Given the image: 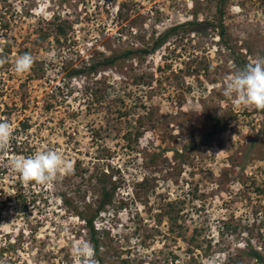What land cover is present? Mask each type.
Wrapping results in <instances>:
<instances>
[{"label":"rangeland","instance_id":"rangeland-1","mask_svg":"<svg viewBox=\"0 0 264 264\" xmlns=\"http://www.w3.org/2000/svg\"><path fill=\"white\" fill-rule=\"evenodd\" d=\"M220 7L218 0H0V121L13 133L0 153V264H82L73 246L92 245L91 236L62 198L93 210L100 179L117 187L96 221L104 264H259L249 253L264 255V111L237 105L221 86L233 66L264 58V0H226L225 39L214 28ZM189 21L199 24L153 54L69 75L150 48ZM6 40L11 54L2 53ZM24 53L34 64L18 74L14 61ZM49 149L71 165L51 185L25 183L9 166ZM170 202L190 230L185 238L159 217ZM196 227L202 247L193 249Z\"/></svg>","mask_w":264,"mask_h":264},{"label":"clouds","instance_id":"clouds-1","mask_svg":"<svg viewBox=\"0 0 264 264\" xmlns=\"http://www.w3.org/2000/svg\"><path fill=\"white\" fill-rule=\"evenodd\" d=\"M6 60L0 58V64ZM34 57L24 53L15 58L14 70L23 74L31 70ZM223 96L234 100L239 106L264 111V58L256 59L243 67L233 66L231 75L222 83ZM12 128L8 121H0V153L9 149ZM9 166L20 175L25 183L35 182L40 185L53 184L62 171H68L70 163L55 150L38 151L29 156H16L9 160ZM73 252L81 258L82 264H96L94 247L90 243L76 244Z\"/></svg>","mask_w":264,"mask_h":264},{"label":"trees","instance_id":"trees-1","mask_svg":"<svg viewBox=\"0 0 264 264\" xmlns=\"http://www.w3.org/2000/svg\"><path fill=\"white\" fill-rule=\"evenodd\" d=\"M226 0H218V3L221 5L219 8V15H220V21L218 24L214 25V28L219 29V35L221 38L225 39L227 36L225 25L223 24V5L225 4ZM197 24H199L196 21H189L185 22L180 25L173 26L172 28L166 30L163 34H161L155 42H153L152 46L150 48H145L141 50H135V51H127L122 54H112L109 57L104 58L103 60L99 61H92L89 64L84 63V65L79 69H73L70 70L69 75L73 77L77 76H90L92 74H96L100 72L101 70H105L107 68H111L115 65H117L120 61H123L124 59H131L133 57H136L138 55L141 56H148L150 54H153L155 51H157L159 48H161L167 40L171 37V35H175L176 33L180 32L183 29H191L195 27ZM3 30L8 31L9 30V23H5L2 26ZM60 33H64V29L60 28ZM43 37V36H42ZM44 38V37H43ZM14 48V44L12 42H9L6 40L2 53H9L11 54L12 50ZM27 50V48H26ZM48 108L50 109V106L48 105ZM210 121L213 122L214 127L219 126L220 121L217 117L209 116ZM30 126H25V130H29ZM23 134V133H22ZM101 183V193H100V200L96 206V208L92 210L90 206H86L84 210H81L80 207L76 206L74 201L69 200L66 197L62 198L63 203L67 206L68 209H72L73 213H75L84 223L86 224V227L90 233L91 236V242L92 246L94 247V257L97 264H104V258L101 255V249L103 243L98 238V231L96 228V221L97 219L106 212V209L113 205L114 199H115V193H116V186H112V188H108V183L106 179H100ZM26 202H24V208L26 206ZM180 209L176 207V204L174 203H168L166 206V210L164 212H161L159 214L160 216L165 217L169 221V227H171L170 231L174 234H176L178 237L185 238V232H189L190 230L186 228L183 224H178L179 216H180ZM160 224L162 223V220L158 221ZM203 235V229L200 227H196L192 230L191 235V241L190 246L193 249H197L202 247L201 246V237ZM249 256L254 258L259 264H264V255L262 252L258 250L252 249L249 253Z\"/></svg>","mask_w":264,"mask_h":264}]
</instances>
